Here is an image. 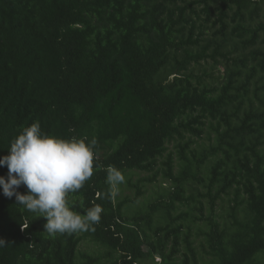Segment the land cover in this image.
<instances>
[{
    "label": "trees",
    "instance_id": "trees-1",
    "mask_svg": "<svg viewBox=\"0 0 264 264\" xmlns=\"http://www.w3.org/2000/svg\"><path fill=\"white\" fill-rule=\"evenodd\" d=\"M208 61L224 66L215 84L205 71L196 73ZM35 121L51 136L96 140L93 175L67 199L82 215L94 205L103 211L87 231L49 235L43 217L0 191V264H78L84 240L105 249L110 264L155 255L163 264H198L191 230L173 223L196 218L194 200L184 194L203 170L216 187L202 196L211 214L217 199L233 196L229 226L201 217L209 227V264H260L264 0H0V156ZM206 128L214 144L200 157L192 153L196 174L186 156L193 140H184ZM178 142L180 175H173L170 153L163 162L164 177L174 183L170 202L149 207L163 211L166 224L156 236L164 238L146 240L138 230L145 217L130 221L114 203L108 169L153 172L167 145ZM176 203L191 213L174 220ZM94 262L87 256L81 264Z\"/></svg>",
    "mask_w": 264,
    "mask_h": 264
},
{
    "label": "clouds",
    "instance_id": "clouds-1",
    "mask_svg": "<svg viewBox=\"0 0 264 264\" xmlns=\"http://www.w3.org/2000/svg\"><path fill=\"white\" fill-rule=\"evenodd\" d=\"M96 143L94 138L48 135L35 121L11 142L9 154L0 156V167L7 168L6 177L0 176V191L6 198L15 197V204L25 211L43 217L49 235L87 231L99 222L102 207L94 205L82 215L72 210L67 197L92 177ZM123 181L120 170L110 166L112 188ZM21 186L26 187V194L18 191ZM4 246L5 240L0 239V248Z\"/></svg>",
    "mask_w": 264,
    "mask_h": 264
},
{
    "label": "rangeland",
    "instance_id": "rangeland-1",
    "mask_svg": "<svg viewBox=\"0 0 264 264\" xmlns=\"http://www.w3.org/2000/svg\"><path fill=\"white\" fill-rule=\"evenodd\" d=\"M200 10V9H197ZM204 19V16L203 18ZM221 61V60H220ZM205 71L207 74L211 75L206 77V81L209 84H215L217 81H221V76L224 73V66L222 63L214 65L211 61L202 62V67L196 70L197 74H202ZM213 133L208 129H204V133L200 138H190L186 136L184 141L193 140V143L189 146V151L186 152L187 158L193 163V172L199 173V168H195L196 162L193 161L192 153L200 154L207 150L211 145L214 144ZM177 145L175 143L167 145V153L163 158H160L157 167L153 172H133L122 174L124 176L123 183L117 185L116 189H112L113 200L115 204H122L121 212L130 221L134 218L145 217L138 228L139 233L142 238L150 241H157L164 238V233L156 236V231L158 228H162L166 224L165 218L162 217V209L156 210L149 207L153 205L166 204L170 202V195L174 190V183L163 175V162L166 160L167 154H171L175 163L173 168V175L178 176L181 173V164L178 160ZM192 151V152H190ZM205 165L200 166L205 168ZM151 180V181H149ZM190 189L184 194V197L194 201H190L191 205H196L193 210V215L196 217L193 221L192 217H186L184 219H179L173 223V226H178L179 224L185 225L186 231L187 227L191 230L192 240L194 242V248L198 254L199 262L198 264H209L210 257L205 253L204 244V234L209 230L207 221H201V217L205 219L211 215L212 219L219 221V224L223 227L225 225L229 226L232 222V217L230 214L229 206L233 205L232 193L228 196H223L215 202V208L213 214L210 211V202L207 197H202L211 191L213 194L216 187L209 186V180L205 170H203L198 177V179L189 178ZM202 202V210H198L199 206L197 203ZM182 213H191V208L184 204H175L174 210H172L171 215L174 220ZM133 224V223H132ZM184 231V232H186ZM184 236V234H183ZM145 240V241H146ZM182 244V243H181ZM169 247V246H168ZM180 251H184V246L181 245ZM107 252L105 249L96 245L88 240H84L80 243L77 251V263L81 264L86 261V257H90L96 260L93 264H110L108 260ZM259 263L264 264V256L259 258ZM138 264H163L161 258L156 256L154 258L146 259Z\"/></svg>",
    "mask_w": 264,
    "mask_h": 264
}]
</instances>
